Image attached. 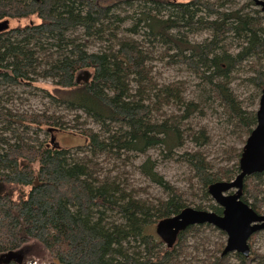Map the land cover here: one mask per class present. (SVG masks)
Instances as JSON below:
<instances>
[{
  "label": "trees",
  "instance_id": "1",
  "mask_svg": "<svg viewBox=\"0 0 264 264\" xmlns=\"http://www.w3.org/2000/svg\"><path fill=\"white\" fill-rule=\"evenodd\" d=\"M238 1L0 0V21L10 22L0 32V87L50 80L54 101L99 126L77 129L85 144L72 153L31 133L65 129L62 115L0 106V182L7 189L0 195V256L31 244L47 250L49 264H56L53 258L60 264H181L191 254V238L206 230L223 237L212 225H190L168 247L154 232L159 220L189 204L147 152L156 148L187 164L200 199L209 201L195 208L221 214L207 187L238 174L242 146L230 147L233 163L215 170L202 150L207 131L190 119L220 108L242 143L256 124L255 111L243 106L231 84L249 65L245 81L264 87V12L252 0ZM202 32L204 39L192 38ZM155 53L199 79L198 100L185 95L182 79L157 80ZM80 70L92 73L88 82H75ZM135 172L163 195L142 197L130 177ZM241 199L264 214V171L244 178ZM255 236L247 257L232 252L239 264H264V254L252 248ZM222 237L213 252L203 249L207 264H226Z\"/></svg>",
  "mask_w": 264,
  "mask_h": 264
},
{
  "label": "rangeland",
  "instance_id": "2",
  "mask_svg": "<svg viewBox=\"0 0 264 264\" xmlns=\"http://www.w3.org/2000/svg\"><path fill=\"white\" fill-rule=\"evenodd\" d=\"M245 1L246 0H239L238 3H243ZM254 7L257 8L259 6L255 5ZM77 32L79 33V31ZM204 37H206V32H202L192 38L200 41L204 39ZM95 47H92L91 49H95ZM155 49L159 52L162 51L159 46ZM153 57V74L158 81L169 82L172 80L182 79L186 81L185 95L189 98L198 100L199 92L197 90V85L199 79L194 74L187 71L182 65H167L164 59H160V54L157 56L155 53L153 54ZM261 64L264 68V59ZM248 67L249 65H247V69L243 67V70H240L241 72L234 75V81L231 86L241 100L243 106L249 111H256L258 108L261 90L257 89L248 81H245V78L249 76V72H247L249 70ZM47 90L53 91L52 83L50 80H44L40 77H38L37 81L33 82V84L29 86L16 85L0 87V106L9 108L13 111L39 112L48 110L62 115V118L66 121L65 129L58 131H46L45 129L35 131V129H32L31 133L35 135L33 132H37L40 140L46 139L48 141L53 135L58 146L68 148L72 151V153H74L76 152V147L78 145L84 146L85 144L82 136L74 134L78 132L77 129L79 130L83 127H88L97 131L99 126L88 118L82 111H69L66 110L65 107L60 106L50 95H48ZM5 99H8V101ZM190 122L198 128L204 127L206 129L209 142L202 148V150L205 152L206 157L212 164L213 168L216 170L226 164L231 165L233 161H228V150L230 147H241L244 144L241 140L243 137L240 136L239 132H236L231 125L227 124L226 117L222 114V112H220V108L217 113L212 112L211 110H206L205 114L201 117L194 115L190 119ZM185 148L194 149L195 147L190 143H186ZM147 155L157 162L158 172L161 173L172 185H175L185 193L189 206L195 207V204L199 202L208 204L209 201L207 202L200 199L201 193L199 184L187 164L183 163L177 157H174V159L165 158L160 154V150L156 148L149 149ZM145 156H136L134 158V163L138 164ZM103 164L109 166L107 163ZM110 166H112V162ZM127 170H131V167H128ZM130 177L131 179L133 178L134 182L132 183L139 189L142 197L163 195L159 187L149 182L138 172H135L134 175H131ZM5 192H7V189H5ZM221 237L222 236H219L218 232L206 230V234L203 236L199 235L198 237L191 238L187 244L191 254L185 260H182L181 264H207L206 253L203 252V249L205 248L206 251L210 250V252H213L215 244L221 240ZM225 240L226 235L224 234L222 237L223 244L225 243ZM196 245L198 246L197 250L194 248ZM38 247H33L32 249L31 244H28L27 246L24 245L18 249L17 252H15L17 253L15 256L17 259L19 258L23 264H49L52 257L47 253V250L43 246ZM252 248L264 254V230L256 233ZM192 256H196L197 258ZM1 257L2 256H0V262L1 259H4V257ZM226 257V264H239V260L233 253H229ZM252 264L258 263L252 262Z\"/></svg>",
  "mask_w": 264,
  "mask_h": 264
},
{
  "label": "water",
  "instance_id": "3",
  "mask_svg": "<svg viewBox=\"0 0 264 264\" xmlns=\"http://www.w3.org/2000/svg\"><path fill=\"white\" fill-rule=\"evenodd\" d=\"M252 1L264 12V0ZM9 26V20H1L0 32H4ZM91 76L89 70H80L75 75V82H88ZM255 117L256 124L241 148L238 174L229 181H216L207 187L210 197L222 208L221 214L208 209L186 206L178 214L159 220L155 225V232L168 247L174 244L178 233L188 226L209 224L226 235L221 255L232 252L245 257L249 255L251 236L264 230V214L256 212L241 199V196L244 178L264 171V87L261 89ZM50 142L58 146L53 135ZM5 189V184L0 182V195L5 193ZM15 254L17 253L3 255L4 259H1L0 263L12 258L20 261ZM53 262L60 264L55 258Z\"/></svg>",
  "mask_w": 264,
  "mask_h": 264
},
{
  "label": "bare ground",
  "instance_id": "4",
  "mask_svg": "<svg viewBox=\"0 0 264 264\" xmlns=\"http://www.w3.org/2000/svg\"><path fill=\"white\" fill-rule=\"evenodd\" d=\"M243 200V199H242Z\"/></svg>",
  "mask_w": 264,
  "mask_h": 264
},
{
  "label": "flooded vegetation",
  "instance_id": "5",
  "mask_svg": "<svg viewBox=\"0 0 264 264\" xmlns=\"http://www.w3.org/2000/svg\"><path fill=\"white\" fill-rule=\"evenodd\" d=\"M225 234V233H224Z\"/></svg>",
  "mask_w": 264,
  "mask_h": 264
}]
</instances>
